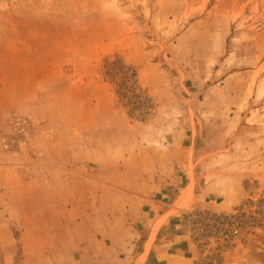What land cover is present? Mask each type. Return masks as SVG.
Instances as JSON below:
<instances>
[{
    "label": "rangeland",
    "instance_id": "374dc122",
    "mask_svg": "<svg viewBox=\"0 0 264 264\" xmlns=\"http://www.w3.org/2000/svg\"><path fill=\"white\" fill-rule=\"evenodd\" d=\"M192 178L220 211L161 264H264V0H0V264H77L87 186Z\"/></svg>",
    "mask_w": 264,
    "mask_h": 264
},
{
    "label": "crops",
    "instance_id": "0c3cea01",
    "mask_svg": "<svg viewBox=\"0 0 264 264\" xmlns=\"http://www.w3.org/2000/svg\"><path fill=\"white\" fill-rule=\"evenodd\" d=\"M195 183L192 178L184 186L161 182L154 186H87L90 194L85 202L95 206L98 214L94 215L96 221L102 223L103 231L100 235L90 233L85 241L80 240L77 253L81 254V260L77 264H161L167 257H171V261L187 259L191 255L189 243L182 249L178 247L175 234L161 239L159 232L174 217L171 211L174 207L181 209L191 204L200 209L220 211V205L209 203L215 199L208 197L210 186L197 190ZM153 197L166 200L155 201ZM97 201H100L101 208L96 207ZM149 218L155 219V223L149 225ZM145 229L149 231L147 234Z\"/></svg>",
    "mask_w": 264,
    "mask_h": 264
},
{
    "label": "bare ground",
    "instance_id": "6f19581e",
    "mask_svg": "<svg viewBox=\"0 0 264 264\" xmlns=\"http://www.w3.org/2000/svg\"><path fill=\"white\" fill-rule=\"evenodd\" d=\"M188 194L190 193V191L187 192Z\"/></svg>",
    "mask_w": 264,
    "mask_h": 264
}]
</instances>
